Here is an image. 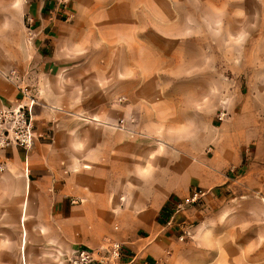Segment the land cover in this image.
I'll return each mask as SVG.
<instances>
[{
  "label": "rangeland",
  "instance_id": "rangeland-1",
  "mask_svg": "<svg viewBox=\"0 0 264 264\" xmlns=\"http://www.w3.org/2000/svg\"><path fill=\"white\" fill-rule=\"evenodd\" d=\"M59 1L0 0V49H17L12 65L1 69L0 76L6 81L2 72L8 74L16 88L25 77L32 80L31 75L35 77L39 70L38 62L51 54L52 36L41 35L46 28L55 32L58 20L69 9L68 3L60 6ZM172 2L173 26L189 30L187 65L173 51L171 62L158 64L155 76L148 78L150 82L92 86H97L92 93L106 96L101 103L89 101L92 106L99 102L101 111L88 116L72 112L70 117L75 120L79 139L88 143L97 139L98 143L82 149V153H70V165H61L58 177L63 182L62 173L70 175L72 194L64 196L54 212L44 210L38 219L53 221L54 227L49 224L36 229L35 213L23 211L20 218L28 231L35 235L37 230L35 242L28 240L19 247L0 239V251H27L29 256L36 251L48 252L49 259L26 261L22 257L0 260V264H72L79 247L99 246L116 239L109 233L118 231L119 223L100 228V237L88 233L86 222L75 221L90 212L84 194L90 191V183L76 180L91 170L97 172L109 192L122 196L119 209L123 212L109 213L110 220L116 222L121 213L134 214L139 232L124 238L127 250L132 247L144 258L158 253L162 261L156 264H264V175L252 178L248 161L243 160L215 170L220 180L206 183L212 171L209 161L216 152L210 138L212 134H222L224 121L233 113L229 110L231 102L253 93L264 94V0ZM171 39L178 44L177 39ZM36 85L34 81L26 83L28 90L33 89L37 103ZM81 86L83 91H89L90 85ZM212 92L219 96V107L203 115L197 102ZM19 93L23 103L27 102L26 94ZM196 118L205 121L202 139L194 130ZM199 140L209 144L197 147ZM188 155L197 158L192 170L188 168ZM53 166L46 165L50 170ZM196 187L207 191L202 199L173 209L174 203ZM30 194L29 202L39 200L43 207L47 206L46 194L39 196L32 190ZM4 215L11 218L10 206ZM93 237L96 244L90 241ZM56 238L59 245L53 244ZM157 246H161V254Z\"/></svg>",
  "mask_w": 264,
  "mask_h": 264
},
{
  "label": "crops",
  "instance_id": "crops-1",
  "mask_svg": "<svg viewBox=\"0 0 264 264\" xmlns=\"http://www.w3.org/2000/svg\"><path fill=\"white\" fill-rule=\"evenodd\" d=\"M67 6L69 9L67 8V12L64 13V18L58 20V29L55 32L50 28L43 29L45 31L41 38L52 36L51 54L48 59L38 62L39 70L35 77L31 75L32 80L31 77L29 79L25 77L24 85L17 86V89L10 83L8 74L2 72L6 81L0 76V109L18 106L22 101V94L19 91L24 92L23 87H26L27 82L34 81L38 91L37 103L35 102L33 106V115L38 120L35 143L30 151L22 148L10 149L7 153L9 159L6 169L0 171V239H3L4 243L16 244L19 247L20 245L24 247L28 240L35 242L38 237L37 230L34 235L21 220L23 211L35 213L36 229L47 227L49 224L54 227L53 221L49 223L38 219L44 210L54 212L57 206L62 204V198L72 194L70 175L62 173L65 180L63 182L58 177L63 168L61 165H70V153L76 151L82 153L84 151L82 149L98 143L97 139L89 143L79 139L74 127L75 120L70 117L72 112L79 116L98 113V106L106 96L92 93V89L96 90L97 87L92 86L150 82L148 78L155 76V67L158 64L171 62L173 51L179 54L181 60L183 59V65L188 63L189 30L187 27L173 26L172 21L175 17L172 0H70ZM181 18L182 13L179 16V19ZM171 38L177 39L178 44H173ZM11 49H7L6 46L0 49V71L12 65L13 52H17V49L14 47ZM25 52L28 53V50ZM81 85H90L89 91H83ZM26 93V99L29 98V94L32 98L36 97L33 95V89L28 90V87ZM1 95H5L6 98H2ZM91 100L100 103L92 106L89 102ZM231 104L229 110L233 113L224 121L222 134H212L210 138L216 152L209 161L212 171L206 179L207 184L220 180L215 174V169H223L243 160L248 161V172L252 178L264 175V94L253 93L234 98ZM197 106H200L203 115L211 114L219 107L218 94L212 92L210 96H202ZM203 123L205 121L202 118H196L193 124L200 139ZM210 127L214 128V125H209ZM203 142L199 140L195 145L199 147L209 144ZM49 154L52 155L50 159ZM187 157L191 158L189 155ZM184 160H187L186 157ZM52 164H54L52 170L46 167ZM200 167L198 165L197 168ZM89 172L88 175L81 173L76 181L85 184L88 180L90 183V191L84 192L90 212L84 217L76 216L78 220L75 221L80 224L86 222V227L90 229L88 233L92 236H100L102 234L100 228L119 223L120 229L112 230L109 235L116 238L112 241L128 243L124 238L133 237L139 232L134 214L121 213L115 219L116 222L110 220L109 213L122 211L119 209L122 196L116 191L109 192L100 182L95 170ZM30 190L39 196L46 194L47 206L43 207L38 203L39 200L29 202ZM8 206L11 209L10 219L4 215ZM24 233L25 235L27 233L26 240ZM90 241L92 244L97 243L94 237ZM161 241L164 242V239ZM53 244L59 245V239L56 238ZM101 244L81 247L100 249L104 245ZM128 248L134 253L137 252L132 247ZM160 248L161 246H157L155 249L160 253ZM152 254L146 257L147 259L142 257L152 264L162 261L161 255L157 257L158 253ZM47 255L48 252L40 254L36 251L29 256L27 251L23 254L0 251V260H18L22 257L26 261L29 258L49 259ZM134 264L142 263L137 261Z\"/></svg>",
  "mask_w": 264,
  "mask_h": 264
},
{
  "label": "built area",
  "instance_id": "built-area-1",
  "mask_svg": "<svg viewBox=\"0 0 264 264\" xmlns=\"http://www.w3.org/2000/svg\"><path fill=\"white\" fill-rule=\"evenodd\" d=\"M70 0H60V6L67 4ZM24 85L21 81L18 87ZM26 87L23 90L26 93ZM28 96V95H27ZM36 100L29 95L28 101L14 108L0 109V170L6 169L9 159L7 153L12 148H22L30 151L36 140V119L33 115V106ZM207 191L203 187L191 190L183 199L174 203L173 209H182L195 204L202 199ZM122 241H110L100 249L89 247L79 248L72 264H134L140 261L142 264H152L137 253L127 250Z\"/></svg>",
  "mask_w": 264,
  "mask_h": 264
},
{
  "label": "bare ground",
  "instance_id": "bare-ground-1",
  "mask_svg": "<svg viewBox=\"0 0 264 264\" xmlns=\"http://www.w3.org/2000/svg\"><path fill=\"white\" fill-rule=\"evenodd\" d=\"M197 161V158L196 157H193L192 158V160L190 161V163H189V166H188V168H189V170L191 169L192 170V165L194 164V162H196ZM221 164V163H220ZM220 164H217L218 166H221ZM196 168L198 167V165L197 166H195ZM215 170H218V169H215ZM24 235H25V233H24ZM26 235H27V233H26ZM26 235H25V237H24V239L26 240ZM23 243H24V240H23Z\"/></svg>",
  "mask_w": 264,
  "mask_h": 264
}]
</instances>
